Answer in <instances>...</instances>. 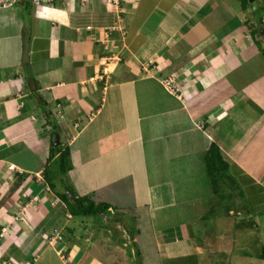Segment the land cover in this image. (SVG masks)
<instances>
[{
    "label": "crops",
    "instance_id": "obj_1",
    "mask_svg": "<svg viewBox=\"0 0 264 264\" xmlns=\"http://www.w3.org/2000/svg\"><path fill=\"white\" fill-rule=\"evenodd\" d=\"M259 1L0 4V264H32L53 232L71 229L57 195L64 189L53 174L54 189L45 178L57 159L53 120L70 149L67 186L109 205L99 220H121L103 254L78 252L72 261L125 264L115 248L129 237L140 244L122 223L130 215L134 229L149 227L158 264H264V95L263 87L248 90L264 74ZM169 79L172 91L162 83ZM185 135L191 146L181 143ZM212 142L245 198L247 222L236 224L244 226L231 244L213 237L215 226L200 225L209 204H201L197 176L203 167L207 174ZM222 218L215 225L235 230V220ZM243 227L253 242L243 241Z\"/></svg>",
    "mask_w": 264,
    "mask_h": 264
},
{
    "label": "rangeland",
    "instance_id": "obj_2",
    "mask_svg": "<svg viewBox=\"0 0 264 264\" xmlns=\"http://www.w3.org/2000/svg\"><path fill=\"white\" fill-rule=\"evenodd\" d=\"M12 1H15V0H12ZM259 2H260L259 0L252 1V3H255L256 5L259 4ZM249 3H251V2H249ZM261 10H262V8H261ZM259 40H261V42H262V39H259ZM257 42H259V41H257ZM261 42H259V43H261ZM259 43L257 44L258 46L260 45ZM262 45L264 46V43ZM262 54H263V58H264V53H262ZM172 81H173V79H169V80H164L162 83L165 86L166 82H172ZM169 85H170V87H167V88L165 87V88L168 89L169 91H172V86H171V84H169ZM259 87H263L262 88L263 91L262 90L261 91L264 95V74H260L256 78V84L254 86H250L248 90H250L251 94L254 95L253 91L255 92L256 89H258ZM187 138H188V135H185V137H184V139H182L181 143H185L187 140H189L188 141L189 143L187 144V147H188V146H191L192 143L190 140L191 137H189L188 139ZM182 146H184V144ZM160 148H161V145L159 146V149ZM191 149L192 148L189 147L187 150L190 151ZM165 150H168V149L165 148L162 151H165ZM176 151H178V150H176ZM201 159H202V157H201ZM162 165H163V163L161 164V167H162ZM164 166H165V172L167 173V171H169L171 169L170 164L167 162H164ZM56 167L57 166L55 165V163H52V165L48 167L49 171H50L49 176H52V174H53L54 175L53 179L57 181L56 184L61 185V189H64L65 186L68 184L67 183V177H66L67 172L66 173H60ZM153 169H154V166H153ZM177 171L182 172L181 169L177 170ZM198 173H199L198 174L199 176H197L198 182L196 184H197V186H199L201 188L202 191L197 193V194L204 196V199H202L201 204H203V203L209 204L208 208L205 210V212L203 214L204 217L201 220L200 225H202L204 223L209 227H210V225L215 226V227L211 226V228L218 229V230L212 231L213 237H215L217 240H218V238H219V240H221V238H223V239H225V243H228L230 240L229 244H231V241H232V239H234L235 234H237V232H239V227L244 226V225L237 226L236 224H243L244 222H247V220L243 219V218H245V216L242 215L244 213L242 205H244V203H245V198L240 197V196H236L235 192L237 193V190L234 191L232 194L231 191L229 192V189L224 188V195L219 197V198H221L220 200L222 201L221 204H219V206L216 205V207L211 209L212 204H214L215 201L218 200L217 196L219 194L213 193V191L209 192V190L206 189L208 186L212 187L210 178H209L208 174H206V169H205V174H204V167L202 168V172L198 171ZM181 177H183V176L181 175ZM51 179H52V177H51ZM229 184L230 183H228V186H229ZM230 185H232V184H230ZM234 187H235V185H234ZM74 192L77 193L76 190ZM77 195H79V194L77 193ZM86 196L89 197V195H86ZM229 210H232L234 212V214H230ZM222 213H225V214H222ZM63 215H64V213H62V214L60 213L56 216V218L58 216L60 218H63ZM222 216L228 217L229 219H225V220H229L230 222H234V220H235V230L228 232V231H225L223 228L215 225L217 223H220V219H221V222L224 221ZM65 218H67L66 221L68 222L69 218L68 217H65ZM71 218H72V221L70 219V221H69L70 224L68 225V227H70L73 230L69 231L68 229L65 228V231L62 233L63 236L60 235L59 232L58 233L53 232V234H52L53 236H51V237L48 234L50 237V240H52L53 243L43 244L39 248V250L42 247L48 248L47 253L42 255V257L39 258V260H37V259L33 260L32 264H88L85 261H83V259L78 261V259L76 258V259H74V261H72V257L75 258L77 256L78 252L83 253L84 257H86L87 252H90V251H91L90 255H92V254L95 255V253L103 254V251L105 250V245L106 244L108 245L110 240L112 241L114 236L117 238V235L120 232L118 229H116V227H118V225L121 224V220H118L117 218H115L114 221H109V223H104V220L98 219V220H95L96 224H93V221L90 217H87V218L86 217H79V218L71 217ZM243 220H245V221H243ZM126 221H128V223H129V225L127 224L128 225V233L130 232L129 233L130 236L131 235L134 236V234H135V236H134L135 238L137 237L136 235H138V237L140 238V240H139L140 244L139 243H136V244L132 243L131 244V239H130L131 237H129V239L125 241L126 243H124V245H122V247L117 246L115 248L114 252L119 257H121V258L123 257L121 260H123L125 262V264H142V260H141L142 256L140 255V253H144L146 258L147 257L150 258L149 260L146 259L149 264H158V258L156 255V250L153 246L154 241H153L152 233L149 232V227L147 226L144 229V232H142V231L139 232V227L134 229L130 215H127L124 218H122L123 225ZM99 224H101V226H99ZM105 224H112L111 226H113V227H107V225L105 227L104 226ZM200 225H197L198 230H200L199 228H201ZM236 226L238 228H236ZM168 227L171 228L170 224H168V226H166L165 229H167ZM114 229H115V231H114ZM240 229H241V234L247 235L246 239H245V236L243 237V241H246L248 243L253 242V238H254L253 233L248 232V229H246L244 227L240 228ZM164 233L170 234V231L166 230ZM48 235H47V237H48ZM45 236L46 235H44V237ZM50 246H52V247L54 246L53 247L54 254L53 253L51 254L50 251H52V250H49V248H51ZM65 246H67V247L69 246V249L68 250L64 249ZM138 246H140V248H138ZM134 249L136 250V256L134 255ZM124 253L125 254L129 253V255H131L130 256L131 258H129V256H126ZM122 254L125 256H123ZM70 255H71V259H70ZM90 255H89L88 259L91 257ZM40 256H41V254H40ZM156 258H157V260H156ZM129 259H131V260H129ZM217 259L221 260L220 252L217 256ZM216 263L217 264H229L226 258H222V262L219 261ZM233 264H235V259L233 260Z\"/></svg>",
    "mask_w": 264,
    "mask_h": 264
},
{
    "label": "trees",
    "instance_id": "obj_3",
    "mask_svg": "<svg viewBox=\"0 0 264 264\" xmlns=\"http://www.w3.org/2000/svg\"><path fill=\"white\" fill-rule=\"evenodd\" d=\"M241 2L245 6L249 4L248 0H241ZM260 24L262 25V23ZM258 43L259 42H257V44ZM259 44H260L259 47L261 48L262 53H264V46L262 45V43H259ZM53 122H52V125L55 128V132H58L59 137H60L59 128L57 130L58 124L53 123ZM51 146L52 147L50 148V153H53V154L57 153V159L55 162V165L57 166L56 167L57 170L60 173H66L68 170L71 169V159H70L69 147L67 145H64L62 140H60V143L55 146H53V143H51ZM204 158L206 162L207 174L210 178L211 185H212V191L213 193L219 194L217 196L218 200L215 201L214 204H212L211 209L216 207V205L219 206V204H221L222 201L220 200L221 198L219 197L224 195V188L229 189V192L231 191L232 194L234 191L237 190V193L235 192L236 196L244 197L243 191L241 187L239 186V184L237 183V181L234 180L230 176V174H228L227 162L223 159L220 149L216 143L212 142L210 144V146L208 147L205 153ZM45 172H46L45 173L46 180L49 181L52 189H54L55 184L52 182L51 177L49 176L50 171L48 167L45 169ZM228 183L232 185L229 184L228 186ZM57 195L64 202L67 211L73 217H76V218L77 217H92L94 220H98L100 215L104 216V215L109 214V211H108L109 205L105 203H95L89 197L78 196L67 185L65 186L64 191L59 192V193L57 192ZM70 195H72L71 199H70ZM68 230L72 231V229H68ZM259 257L264 258V248H262V252L259 254Z\"/></svg>",
    "mask_w": 264,
    "mask_h": 264
},
{
    "label": "water",
    "instance_id": "obj_4",
    "mask_svg": "<svg viewBox=\"0 0 264 264\" xmlns=\"http://www.w3.org/2000/svg\"><path fill=\"white\" fill-rule=\"evenodd\" d=\"M249 2H252L253 0H248ZM59 144V135L56 134L55 135V140H54V146ZM70 197L72 198V195H70Z\"/></svg>",
    "mask_w": 264,
    "mask_h": 264
},
{
    "label": "built area",
    "instance_id": "obj_5",
    "mask_svg": "<svg viewBox=\"0 0 264 264\" xmlns=\"http://www.w3.org/2000/svg\"><path fill=\"white\" fill-rule=\"evenodd\" d=\"M7 1H8V0H0V4H2V3H7ZM114 1L117 2L118 0H114ZM169 84H171V82H166V83H165V87H166V88H167V87H170Z\"/></svg>",
    "mask_w": 264,
    "mask_h": 264
}]
</instances>
